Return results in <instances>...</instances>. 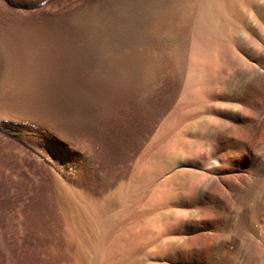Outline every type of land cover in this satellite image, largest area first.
<instances>
[{"label":"rangeland","instance_id":"obj_1","mask_svg":"<svg viewBox=\"0 0 264 264\" xmlns=\"http://www.w3.org/2000/svg\"><path fill=\"white\" fill-rule=\"evenodd\" d=\"M263 103L262 0H0V264H172L223 153L249 222L202 258L264 264Z\"/></svg>","mask_w":264,"mask_h":264},{"label":"bare ground","instance_id":"obj_2","mask_svg":"<svg viewBox=\"0 0 264 264\" xmlns=\"http://www.w3.org/2000/svg\"><path fill=\"white\" fill-rule=\"evenodd\" d=\"M253 76H262V73L250 71L246 79L247 80L251 79ZM258 113H259L258 120L253 125V128L251 129L250 133H243L244 137H240L239 140L237 139L239 141V145L237 146L238 151L246 153L245 147L252 148V145L258 140L257 138L258 135H264V133H256V132L261 131L262 126L264 125V108L261 109L260 112ZM224 136H226L224 137L225 141L223 142V145H225V147L229 145L231 142H233L232 140L235 139L236 137L235 133H227V135H224ZM235 146H236V143H235ZM260 151H261L260 154H263L264 148H262ZM223 154L218 155L216 157L217 162H218L217 165L215 166L209 165V169H210L209 174L208 173L204 174L205 183L204 185L202 184L203 188L201 187L202 188L201 194L202 196H205V194H210V193L212 194L210 195L211 197L207 198L206 201L203 200L204 202L202 203L204 205L202 207V210L195 211V214H197L198 216V218H196L197 225L195 227V230L193 229V231L187 232L183 236H178L177 238H174L176 248H178L177 249L178 252L180 250V253H179L180 257H177L176 260L172 264H210L209 261H206L204 260V258H202V254L206 253L208 257L213 258V256L219 253L218 251L219 249L217 250V248L221 247V245L218 247V244L221 238L220 237L221 232L228 225L234 224L235 219L238 217H241V219L243 220L242 222H244L243 224H246L249 222L248 221L249 217L247 216L248 214L247 210L251 203L249 201L250 198L247 197L246 199L242 200L240 194L242 193L241 191L247 189L248 187H251L248 185V183H250L248 182V180L251 179L252 176L249 172L246 173L242 169L240 170L236 168L231 162H227ZM214 187H216V189L213 191ZM257 188H255V190ZM247 190H249V188ZM263 193H264V183L258 189V192H257V194H259L258 197L260 198ZM257 194L255 192L254 195L257 196ZM252 201H254V198ZM57 207L59 208L60 206H58L57 204ZM60 208L59 210L61 211V219H62V229L60 231V235L64 239V241H66V243L63 246V250L70 252L71 244L74 242L76 243L74 239L80 238L82 234L81 233L82 232V229H81L82 222L77 216H75L73 213L66 210L68 207L67 208L60 207ZM192 213H193V210H192ZM225 238H227V236ZM234 241L237 242V240H234ZM188 242L192 243L190 244L192 245L191 249L190 250L183 249L184 246L186 245L188 246ZM206 245H208L207 250H205ZM239 257L243 258V255L240 254Z\"/></svg>","mask_w":264,"mask_h":264},{"label":"snow or ice","instance_id":"obj_3","mask_svg":"<svg viewBox=\"0 0 264 264\" xmlns=\"http://www.w3.org/2000/svg\"><path fill=\"white\" fill-rule=\"evenodd\" d=\"M262 2H264V0H262Z\"/></svg>","mask_w":264,"mask_h":264}]
</instances>
